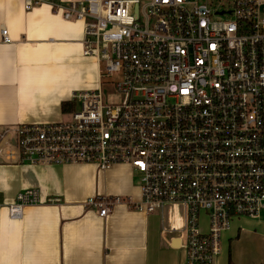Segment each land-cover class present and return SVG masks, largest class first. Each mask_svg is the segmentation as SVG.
<instances>
[{
	"label": "built area",
	"instance_id": "1",
	"mask_svg": "<svg viewBox=\"0 0 264 264\" xmlns=\"http://www.w3.org/2000/svg\"><path fill=\"white\" fill-rule=\"evenodd\" d=\"M45 3L83 23L99 88L73 96L70 122L0 128V155L13 143L6 156L20 164L131 167L142 199L129 207L183 205L185 264H214L234 221L264 215V0L228 11L202 0H25V10ZM2 37L12 42L7 29ZM115 74L122 101L109 105L103 79ZM119 201L86 207L106 218ZM39 203L38 190H24L10 216Z\"/></svg>",
	"mask_w": 264,
	"mask_h": 264
},
{
	"label": "crops",
	"instance_id": "2",
	"mask_svg": "<svg viewBox=\"0 0 264 264\" xmlns=\"http://www.w3.org/2000/svg\"><path fill=\"white\" fill-rule=\"evenodd\" d=\"M62 3L83 0H59ZM12 40L3 43L2 30ZM84 25L66 21L45 3L0 0V128L62 123L76 93L99 88V70L83 55ZM1 156V155H0ZM27 189L40 194L20 219L9 208ZM119 198L106 218L86 207L94 198ZM61 199L60 203H48ZM142 199L140 178L127 165L39 166L0 157V264H185V208L153 213L129 207ZM258 220L234 221L214 264H264ZM204 230L207 227L203 219Z\"/></svg>",
	"mask_w": 264,
	"mask_h": 264
},
{
	"label": "rangeland",
	"instance_id": "3",
	"mask_svg": "<svg viewBox=\"0 0 264 264\" xmlns=\"http://www.w3.org/2000/svg\"><path fill=\"white\" fill-rule=\"evenodd\" d=\"M202 1L208 5H212L213 7H216L221 10H227V11L233 10V0H202ZM227 19H230V18H227ZM102 72L103 74H105L104 67L102 69ZM121 80H122L121 74H115L113 77L109 79H103L102 92H103V97H104V101L106 104L115 105V104H119L122 101V96L116 90V85ZM70 121H71V117L69 115L64 117L63 122H70ZM8 150H16V147L13 146V143H12V148H10V146L5 147L4 153L0 157L5 156ZM258 221L259 223H261L258 226V229L263 230L264 229V215Z\"/></svg>",
	"mask_w": 264,
	"mask_h": 264
},
{
	"label": "trees",
	"instance_id": "4",
	"mask_svg": "<svg viewBox=\"0 0 264 264\" xmlns=\"http://www.w3.org/2000/svg\"><path fill=\"white\" fill-rule=\"evenodd\" d=\"M74 108L70 104H65L63 107L64 113H68L69 111H72Z\"/></svg>",
	"mask_w": 264,
	"mask_h": 264
}]
</instances>
